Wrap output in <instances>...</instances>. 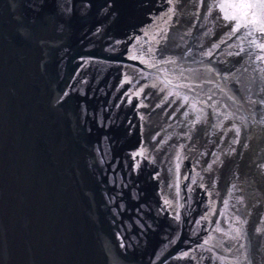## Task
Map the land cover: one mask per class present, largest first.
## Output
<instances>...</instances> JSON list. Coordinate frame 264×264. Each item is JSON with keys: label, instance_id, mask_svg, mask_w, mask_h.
<instances>
[{"label": "water", "instance_id": "obj_1", "mask_svg": "<svg viewBox=\"0 0 264 264\" xmlns=\"http://www.w3.org/2000/svg\"><path fill=\"white\" fill-rule=\"evenodd\" d=\"M242 2L0 0V264H264Z\"/></svg>", "mask_w": 264, "mask_h": 264}, {"label": "snow or ice", "instance_id": "obj_2", "mask_svg": "<svg viewBox=\"0 0 264 264\" xmlns=\"http://www.w3.org/2000/svg\"><path fill=\"white\" fill-rule=\"evenodd\" d=\"M221 10L225 8L237 9L240 11L241 15H225V19L227 20H235L236 29L234 31L239 30L241 27L240 19L241 16L244 18L245 23L244 26L248 27L251 25V29L247 33L249 36L253 35L255 32H259L264 37V0H259V2H242L239 4H229V5H220ZM251 43L256 44V46L261 50L264 51V41L257 44L256 40H252ZM260 60H264V56L257 57ZM67 95V93H65ZM187 255V253H185Z\"/></svg>", "mask_w": 264, "mask_h": 264}]
</instances>
